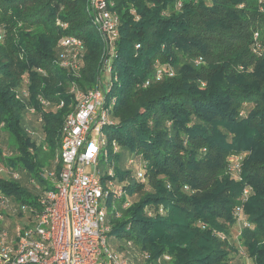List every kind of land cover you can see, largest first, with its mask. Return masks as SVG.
I'll list each match as a JSON object with an SVG mask.
<instances>
[{
	"label": "trees",
	"instance_id": "16d2710c",
	"mask_svg": "<svg viewBox=\"0 0 264 264\" xmlns=\"http://www.w3.org/2000/svg\"><path fill=\"white\" fill-rule=\"evenodd\" d=\"M105 1L112 55L90 0H0L2 227L16 237L45 212L76 93L102 86L115 100L97 159L111 248L134 264H244L238 249L264 264V0ZM65 37L82 42L77 70L62 66Z\"/></svg>",
	"mask_w": 264,
	"mask_h": 264
},
{
	"label": "built area",
	"instance_id": "2783aa9c",
	"mask_svg": "<svg viewBox=\"0 0 264 264\" xmlns=\"http://www.w3.org/2000/svg\"><path fill=\"white\" fill-rule=\"evenodd\" d=\"M88 8L104 36L105 54L112 55L113 44L119 37L118 16L111 12L105 0H90ZM61 46L68 53L62 66L77 70L82 42L75 37H65ZM108 63L106 57L105 64ZM158 74L161 75V71ZM107 92L102 86L86 93L77 91V107L66 120L61 142V179L55 190L46 194L42 201L47 204L46 210L36 217L33 226L25 230L17 228L16 237H11L10 231L2 227L5 219L2 208L8 199L0 196V264H134L109 245L111 227L97 172L103 128L113 123L107 105L111 107L115 100L108 99ZM243 160L244 154H233L229 158L228 170L236 181L242 180ZM88 166H94V170L87 171ZM250 192L246 187L243 201ZM235 213L240 224L247 227L243 208H237ZM171 260L170 255H164L156 264Z\"/></svg>",
	"mask_w": 264,
	"mask_h": 264
},
{
	"label": "rangeland",
	"instance_id": "374dc122",
	"mask_svg": "<svg viewBox=\"0 0 264 264\" xmlns=\"http://www.w3.org/2000/svg\"><path fill=\"white\" fill-rule=\"evenodd\" d=\"M98 35H99V32H98ZM107 75H108V72H106L105 76H107ZM29 125L33 131H36L35 133H37L38 139L41 140L43 137V132H42L41 122H40L39 118H37L36 116H31L30 120H29ZM35 137H36V135H35ZM240 154H243V153H240ZM244 157H245V154H244ZM228 169H229V166H228ZM93 170H94V166H88L87 167V171H93ZM6 174H7V172L5 171L4 167L2 165H0V175H6ZM120 187L121 186H119L118 188H120ZM129 199H130V201L137 200L138 196L129 197ZM104 201H105V199L103 200V204H104ZM114 204H115V201H112L109 208L111 209L114 206ZM239 228H240V226L236 224L232 230L230 238L228 239L229 243L233 244L237 248L239 246V242H238L239 240L237 237ZM109 245H110V241H109ZM236 256L237 257L242 256V260H243L244 264H252V261L247 259L245 257V254L241 253V251L239 249H238ZM139 263L142 264V261Z\"/></svg>",
	"mask_w": 264,
	"mask_h": 264
}]
</instances>
